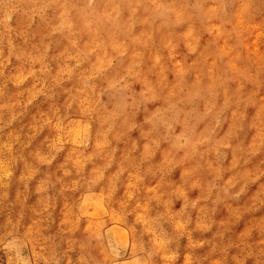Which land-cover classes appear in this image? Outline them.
<instances>
[{
    "label": "clouds",
    "instance_id": "obj_1",
    "mask_svg": "<svg viewBox=\"0 0 264 264\" xmlns=\"http://www.w3.org/2000/svg\"><path fill=\"white\" fill-rule=\"evenodd\" d=\"M0 264H264V0H0Z\"/></svg>",
    "mask_w": 264,
    "mask_h": 264
}]
</instances>
